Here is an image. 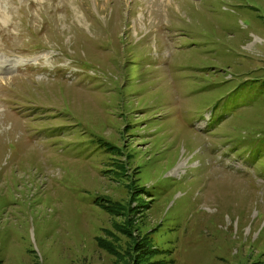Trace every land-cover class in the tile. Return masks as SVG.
Returning a JSON list of instances; mask_svg holds the SVG:
<instances>
[{"label": "rangeland", "instance_id": "374dc122", "mask_svg": "<svg viewBox=\"0 0 264 264\" xmlns=\"http://www.w3.org/2000/svg\"><path fill=\"white\" fill-rule=\"evenodd\" d=\"M146 263L264 264V0H0V264Z\"/></svg>", "mask_w": 264, "mask_h": 264}, {"label": "trees", "instance_id": "16d2710c", "mask_svg": "<svg viewBox=\"0 0 264 264\" xmlns=\"http://www.w3.org/2000/svg\"><path fill=\"white\" fill-rule=\"evenodd\" d=\"M148 246H150V244H148ZM149 248H152L151 246L149 247ZM148 249V248H147ZM150 251V249H148V250H146V249H141V250H139L138 252L140 253V252H143V255H145L146 253H148ZM158 255H159V253H158ZM144 258H145V261H148V260H146V258L147 257H145V256H143ZM159 263V262H158ZM146 264H148V263H146ZM160 264H166V263H160Z\"/></svg>", "mask_w": 264, "mask_h": 264}]
</instances>
